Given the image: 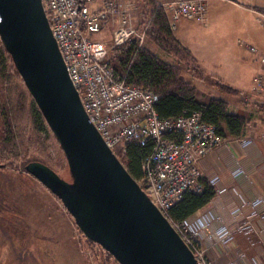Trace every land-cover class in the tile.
Instances as JSON below:
<instances>
[{"label": "built area", "instance_id": "obj_1", "mask_svg": "<svg viewBox=\"0 0 264 264\" xmlns=\"http://www.w3.org/2000/svg\"><path fill=\"white\" fill-rule=\"evenodd\" d=\"M42 3L70 79L80 93L90 121L109 148L124 155L128 144L151 146L142 163L144 175L138 183L196 260L200 264H264L258 259H247L239 248L232 246L235 234L244 231L245 219L240 210L234 213L231 222L217 216L219 227L213 228L216 200L227 188L209 163V155L226 152V139L198 111L161 117L153 92L130 83L126 73L118 72L107 60V49L92 39L117 15L115 44L121 46L137 37L144 43L145 33L140 32L127 12L121 11L119 0H42ZM167 8L170 28L176 31L182 19L205 22L208 0H172ZM249 48L258 51L254 46ZM261 61L264 65V56ZM256 89L264 92V74L257 78ZM237 141L245 148L254 144L251 138ZM228 165L235 178L247 174L238 160H229ZM201 177L216 188V199L198 214L180 221L172 219L169 211L185 193L202 191ZM233 251H238L239 261H224Z\"/></svg>", "mask_w": 264, "mask_h": 264}, {"label": "water", "instance_id": "obj_2", "mask_svg": "<svg viewBox=\"0 0 264 264\" xmlns=\"http://www.w3.org/2000/svg\"><path fill=\"white\" fill-rule=\"evenodd\" d=\"M0 38L63 149L73 181L41 161L26 171L120 264H200L90 121L42 0H0Z\"/></svg>", "mask_w": 264, "mask_h": 264}, {"label": "rangeland", "instance_id": "obj_3", "mask_svg": "<svg viewBox=\"0 0 264 264\" xmlns=\"http://www.w3.org/2000/svg\"><path fill=\"white\" fill-rule=\"evenodd\" d=\"M171 1L119 0L121 11L127 12L140 32L145 33L144 43L137 37L139 45L165 60L171 57L157 44L155 27L148 30L153 24L155 9L161 8L169 18L167 4ZM261 17L260 22H264ZM118 26L119 16L115 15L102 31L92 35L93 40L107 49L109 62L119 47L114 42ZM171 60L175 65L178 62ZM184 72V80L193 83L191 74L185 69ZM204 86L201 84L196 93L205 97ZM258 96L264 99V92L254 88L240 95L242 103H229L233 112L248 120L247 137L255 136V132L264 134V103H253V98ZM34 101L0 38V264H120L100 244L83 234L55 194L25 171L27 163L39 160L65 180L73 181L65 153L54 133L51 129L38 128L35 123L31 109ZM125 154L116 155L127 167ZM259 198L242 205L244 210L250 205L248 212L240 208L245 219L242 222L245 236L239 238V244L243 240L250 250H255L257 242L264 245L255 231L257 225L264 226V200ZM239 244L236 241L232 246L243 249Z\"/></svg>", "mask_w": 264, "mask_h": 264}, {"label": "crops", "instance_id": "obj_4", "mask_svg": "<svg viewBox=\"0 0 264 264\" xmlns=\"http://www.w3.org/2000/svg\"><path fill=\"white\" fill-rule=\"evenodd\" d=\"M261 15H264V0H208L205 22L188 19L179 22L173 33L176 40L189 50L206 77L219 80L231 89L220 92L212 84L194 79L197 91L204 84L207 92L205 97L197 92L200 101L208 102L211 97L219 96L229 103H242L240 95L256 88L257 78L264 74L261 61L264 56V22L259 20ZM249 45L258 51L253 52ZM171 59L167 61L172 62ZM253 103H264V99L258 96L253 98ZM254 135L242 138L254 140L249 148L243 147L237 139L226 140V152H212L209 155V163L220 176L222 185L227 188L216 200V212L213 213L215 229L220 223L216 220L217 216L231 222L234 213L240 208L244 213L248 212L250 205L244 210V203L264 196V134L255 132ZM229 160H238L247 174L235 178L228 165ZM261 226L257 225L255 231L264 243V226ZM244 236V233L235 234L238 244L239 238ZM257 243L255 250H250L242 240L239 246L243 249L240 248V251L247 259L264 262V245ZM10 260H13L11 255ZM228 260L239 261L238 251L229 252L224 261Z\"/></svg>", "mask_w": 264, "mask_h": 264}, {"label": "trees", "instance_id": "obj_5", "mask_svg": "<svg viewBox=\"0 0 264 264\" xmlns=\"http://www.w3.org/2000/svg\"><path fill=\"white\" fill-rule=\"evenodd\" d=\"M154 11L153 24L149 26L148 32L155 27L156 37L154 38L157 44L169 57L177 60V64L139 45V39L134 38L131 42L114 50L111 65L118 72L126 73L130 83L144 86L153 92L156 98L155 106L161 117H176L183 113L198 111L205 122L215 126L217 134L222 138L226 140L244 138L248 128L246 117L233 112L229 107V102L222 97L213 96L208 102L200 101L197 98L196 86L184 80V69L191 74L193 79L212 84L220 92L231 89L219 80H213L202 73L189 50L174 37V31L170 28L169 18L165 12L161 8ZM138 29L140 30V27ZM31 109L37 127L40 126L45 131L50 130L36 102L33 103ZM150 150L151 146L140 147L135 144L127 146L126 165L137 180L144 175L142 163ZM200 182L203 186L200 193L187 192L171 207L169 214L172 219L184 220L200 213L212 203L217 196L216 188L205 177H201Z\"/></svg>", "mask_w": 264, "mask_h": 264}]
</instances>
